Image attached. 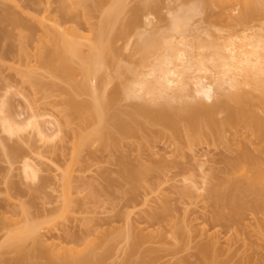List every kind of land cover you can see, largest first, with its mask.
<instances>
[{"label":"rangeland","instance_id":"374dc122","mask_svg":"<svg viewBox=\"0 0 264 264\" xmlns=\"http://www.w3.org/2000/svg\"><path fill=\"white\" fill-rule=\"evenodd\" d=\"M81 1L82 5L73 8L70 1L63 4L61 0H0V13L4 9L18 13L25 23L34 26L33 32L22 27L21 32L8 21L2 22L14 35L15 49L6 55L11 42L0 36V107L5 109L2 113L24 122L25 127L11 135L4 131L0 118V264L17 259L18 251L9 247L7 240L24 222L42 224L39 236L40 232L58 234L62 244L86 248L85 254L93 258L90 264H182L184 259L201 264L197 257L200 246L215 240L220 252L218 262L207 264H264V205L255 208L248 203L237 219L219 220L216 200L208 191L222 178L245 180L242 171L226 170L228 158L245 149L264 168V136L251 127L226 126L220 138L202 124L198 134L202 139L191 142V127L186 122L181 121L175 133L171 125L135 108L147 104L148 98L120 97L106 103L102 133L88 144L78 145L82 133L101 126L99 119L86 121L84 111L69 106L67 101L68 94L80 102L92 100L90 94L77 88L84 80L81 60H74L72 75L63 74L57 64L39 61L40 46L47 43L42 39L47 35L35 18L46 12L65 26H76L85 36L80 39L81 56H87L91 53L89 42L97 40L110 0ZM144 1L125 0L126 7L120 8L124 10L112 12L106 21L109 42L104 55L109 60L100 72L105 82L99 90L101 95L109 94L117 75L130 64L139 33L166 30L172 15L187 5L200 7L192 23L196 30L192 28L189 33L194 42L209 41L221 34H241L247 27L260 31L264 20V5L253 19L245 18L239 8L235 12L227 10L232 1L224 5L226 11L221 7L225 1L221 5L218 0H214L217 4L213 0H154L149 31L144 28L143 16L127 36L121 37L123 23ZM45 8L48 10L44 12ZM22 42L29 54L20 61ZM188 86L193 89L195 85ZM246 89V106L264 116L260 92ZM200 96L203 99L205 95ZM215 98L204 99L213 102ZM170 102L180 105L183 100L170 98ZM31 112L41 114L38 119L45 125L48 139L25 125ZM217 115L219 119L224 116ZM53 122L61 129L58 136ZM17 148L18 153L14 151ZM28 159L39 169L36 179H30L24 171ZM132 168L138 169L137 178L131 175ZM197 186L201 190H196ZM256 196H248L247 202H258ZM222 211L231 215L228 207ZM34 242L27 238L24 250L33 251ZM56 264L64 263L57 260Z\"/></svg>","mask_w":264,"mask_h":264},{"label":"bare ground","instance_id":"6f19581e","mask_svg":"<svg viewBox=\"0 0 264 264\" xmlns=\"http://www.w3.org/2000/svg\"><path fill=\"white\" fill-rule=\"evenodd\" d=\"M62 1L63 4L72 3L70 6L74 5L73 8L80 4L82 5L81 0H68L71 3L67 0ZM153 1L145 0L140 7L135 8L133 17L123 23L122 30L119 32L120 36H127L129 30L135 27L137 20L143 16H145L142 18L144 28L149 31L148 26H151L153 22L151 19L152 14L149 12ZM218 1L221 2V5L224 3L222 1H225L222 6L219 3L221 7L232 1V4H227V10L235 12L239 8L245 18L251 16L249 18L253 19L264 5V0ZM124 5L125 0H110V9L106 10L97 32L98 38L89 42L91 53L84 57L81 56L80 46L82 40L80 39L85 36H83L81 31L79 32L76 26H65L55 17L46 14L45 11L48 10V7L43 10L44 14L35 18L42 31H45L46 34L44 36L47 35L42 39L43 43L46 39L48 43L45 42L40 46L39 61L44 62L46 60L57 64V69L62 71L63 74L72 75L75 71L73 67L74 60L76 58L81 60L80 66L84 80L78 84L77 88L90 94L92 100L80 102L71 94H68L67 101L69 106L73 105L76 109L84 111V119L86 121L99 119L101 126L88 134L82 133L78 142L79 146L88 144L94 139L96 134L102 133L101 128L106 120L104 112L106 103L120 97L148 98L149 102L147 104H139L135 108L152 118L163 120L172 126L175 133L179 131L180 122H186L191 127V132H188V138L191 142L196 141L197 138L202 139L198 134L203 126L207 127L211 134L213 133L220 138L223 137L226 126L232 128L249 126L259 136H264V116L251 110V108L249 109L245 103L248 94L246 88L249 87L251 91L258 90L260 92L259 101L264 106V20L261 22L260 31L247 27L241 34H221L218 37L213 36V39L209 41L198 39L194 42L195 40L192 41L189 35L192 34L191 31L196 30L192 23L200 7L198 5H187L172 15L166 30L151 31L147 34L143 30L142 33H139V38L133 45L131 65L124 66L121 70L122 72L117 75V81L109 94L107 96L101 95L99 90L102 86H105V82L100 72L104 66H107L109 60L104 55L108 46L106 42H109L105 24L109 20V15L112 12V14H115L116 11L118 13L123 11L124 9L120 8L126 7ZM232 5L235 7H232ZM64 8L69 11L68 8ZM231 15L233 14L231 13ZM22 19L20 14L6 9L0 13V36L2 38L4 36L7 37L11 42L8 47V53L5 52L6 55L14 52L15 46L12 41L14 35L12 36L6 31L2 26V22L8 21L14 29L16 28L19 31L22 30V27L33 32L34 26L27 24V22L25 23ZM22 43V45L25 44L24 42ZM24 46L19 48L20 61L24 60L23 56L28 57L29 54L28 46ZM20 61L19 64L21 63ZM189 82L195 85L193 89L188 88ZM190 90H193L192 94H190ZM190 95L193 96L192 99H188ZM200 95L205 96L202 99ZM216 95L218 96L216 97ZM213 97H216L215 101L212 100L213 102H208V100L204 99H212ZM170 98L181 99L183 102L180 105H173L170 102ZM2 107H0L1 115L3 114L0 117L2 127L7 133L14 135L23 128L24 122L16 121L17 119H12L11 116L9 117L2 113L5 112ZM32 108L34 109V107ZM32 108L31 111H34ZM220 113H223L224 116L219 119L217 114ZM40 116L41 114L39 115L37 112H31L29 118L26 119L27 122L25 121V125L36 128L42 137L48 139L49 134L46 127L38 119ZM122 124L126 125L123 122ZM58 125H56L57 130L54 129V132L57 131L55 132L56 136L61 130ZM50 137L53 138L51 135ZM18 150L19 148L14 151L18 153ZM258 161V158L251 154L248 149H245L235 157L228 158L229 168L227 167L226 170L229 169L231 171L234 168L238 172L242 171L241 174L244 173L245 180L234 181L229 177L222 178L208 188L209 193L216 200L215 204L218 206L216 207L217 219H237L240 217V210L247 207L248 203H250L248 206L255 208L264 205V168L259 165L260 161ZM24 166L27 177L30 179L38 178L39 169L34 163L28 159L25 160ZM130 173L137 178L139 171L136 168H132ZM66 180L68 183L70 182L69 174L66 175ZM199 187L197 186L196 190H201ZM250 195H257L256 199L260 198L259 201L255 200L254 203L247 202ZM223 207H228L231 210V215L223 213ZM40 225L42 224L24 222L16 227L13 233L10 232L12 234L7 240V244L18 251L19 255L15 261H4L2 264H56L57 260L62 261L64 264L92 263L91 254H85L86 248L66 246L61 241H58V234L56 236L50 231L51 234L47 235L45 233L46 235H43L40 232L44 236L40 235L42 237L40 239ZM135 236V240L139 241L138 236ZM27 238L37 241L34 242L35 249L33 246V251L28 250L26 252L24 250V241ZM217 242L215 240L200 246L197 257L201 264L218 262L217 258L220 252L217 248ZM100 262L99 260L98 263ZM182 264H197V262L184 259Z\"/></svg>","mask_w":264,"mask_h":264}]
</instances>
